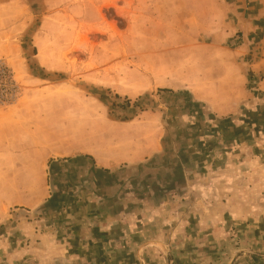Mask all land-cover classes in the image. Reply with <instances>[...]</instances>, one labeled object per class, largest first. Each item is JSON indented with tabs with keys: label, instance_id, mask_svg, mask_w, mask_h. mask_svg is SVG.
I'll return each instance as SVG.
<instances>
[{
	"label": "rangeland",
	"instance_id": "rangeland-1",
	"mask_svg": "<svg viewBox=\"0 0 264 264\" xmlns=\"http://www.w3.org/2000/svg\"><path fill=\"white\" fill-rule=\"evenodd\" d=\"M263 50L264 0H0V264H264Z\"/></svg>",
	"mask_w": 264,
	"mask_h": 264
},
{
	"label": "crops",
	"instance_id": "crops-1",
	"mask_svg": "<svg viewBox=\"0 0 264 264\" xmlns=\"http://www.w3.org/2000/svg\"><path fill=\"white\" fill-rule=\"evenodd\" d=\"M245 43H246V41H244V43L242 45H240V46L239 45H235L232 48V54L233 55L237 54L239 56H241V54H246V53L248 54V52L250 50H248V48L246 47ZM258 54H259V56L257 55V60L254 59L252 62H249L250 63V69L256 74H258L259 70L263 69V67H264V56H262V54H264V50H263V53H258ZM248 58L251 60L249 55H248ZM231 63L233 65H235L232 60H231ZM234 69H235L234 75L238 76V78L241 75V81L245 82V78L247 77V75L241 74V71L239 69V65L238 64L234 67ZM263 75H264V71H263ZM255 84L257 86V90H261V92L263 93V96H264V77L258 76V79H257ZM239 86H241V87H237V90L239 91L240 94L235 92L236 94L235 95L232 94L231 99H229L228 101L225 102V105L227 106L226 114H232V113L235 114V112H237V113L240 112L239 114L243 117V115L245 114L244 112H246V111H239V110L234 111V110L236 108L239 109L238 108L240 106L239 104L241 103V105H242L246 101L247 109H250V110H248L247 114L249 113V111H253L254 110L253 105H249L250 102L252 101L251 98H253V94L251 95L250 92H247L243 85L240 84ZM253 101H252V103H253ZM244 121L245 120H242V123H240L242 131L245 129L244 126L249 123L247 121H245L246 122L245 123ZM243 141H244V139H243ZM160 146L161 145L159 143H153V144L146 145V146L143 145L142 147H139L137 149V151L134 152L133 155L129 156L128 158L125 157V158H122V159L117 158V157L110 158V159H103V157H101V156L97 157L96 155H90L91 156L90 157L88 155L86 157L85 155L78 154V155H75V156L71 157L69 160H64V161H70V164L76 165L75 167H77V166L79 167L80 165L82 166L83 164L87 165L88 168L93 169L92 170L93 173H95V171H100L101 169L102 170H104V169H110V170L113 169V170H115V169H117V168H119L121 166H124V165H134L135 164L136 166H139L141 164H144V166H146V165L149 164L150 161H152V158H153L154 154L159 151ZM84 154H91V153H84ZM79 173H80V170L77 169L76 174H79ZM99 231H101V230L99 229L98 226L97 227H93L91 229V232L95 233V234H93V236L95 238L89 237L88 240H82V238L79 239L78 237H74V239H75L74 241L75 242L79 239L83 244H85L83 252L80 253V255L85 257L86 259H88L91 262V264H93V262H94V264H98L99 259H101L100 257H102V258H105V257L110 258V257H114V256H120V254L117 255V253H114L112 255L110 250H113V249L112 248H108L110 246H108L106 244L107 243L106 238H105V236H103L105 234L101 233V235H99L98 234ZM96 235L97 236H101V238H96ZM129 237L131 238L132 234H130ZM74 241H72V242L75 243ZM103 241H105V242H103ZM72 248L73 247H71V249ZM137 249H135V253H134V255H135L134 257L135 258H136ZM78 250H82V249H78ZM119 252H121V251H119ZM129 253H132V250ZM94 259H95V261H94Z\"/></svg>",
	"mask_w": 264,
	"mask_h": 264
},
{
	"label": "built area",
	"instance_id": "built-area-1",
	"mask_svg": "<svg viewBox=\"0 0 264 264\" xmlns=\"http://www.w3.org/2000/svg\"><path fill=\"white\" fill-rule=\"evenodd\" d=\"M0 77H2V79H5L6 83L11 82L10 78L8 77V72L4 67H0Z\"/></svg>",
	"mask_w": 264,
	"mask_h": 264
}]
</instances>
